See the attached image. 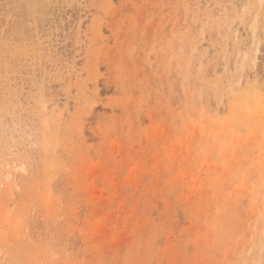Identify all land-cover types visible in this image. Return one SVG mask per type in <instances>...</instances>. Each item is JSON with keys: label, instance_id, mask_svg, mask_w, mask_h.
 Listing matches in <instances>:
<instances>
[{"label": "rangeland", "instance_id": "1", "mask_svg": "<svg viewBox=\"0 0 264 264\" xmlns=\"http://www.w3.org/2000/svg\"><path fill=\"white\" fill-rule=\"evenodd\" d=\"M0 264H264V0H0Z\"/></svg>", "mask_w": 264, "mask_h": 264}]
</instances>
